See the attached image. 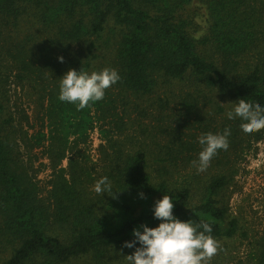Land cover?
Segmentation results:
<instances>
[{"label":"trees","instance_id":"16d2710c","mask_svg":"<svg viewBox=\"0 0 264 264\" xmlns=\"http://www.w3.org/2000/svg\"><path fill=\"white\" fill-rule=\"evenodd\" d=\"M106 67L121 79L102 100H59L69 69ZM239 99L264 107V0H0V264H125L165 194L178 219L232 238L236 164L264 139L227 117ZM95 127L96 165L79 147ZM225 128L228 149L198 172V137ZM101 177L111 193L94 191Z\"/></svg>","mask_w":264,"mask_h":264},{"label":"clouds","instance_id":"9594fccd","mask_svg":"<svg viewBox=\"0 0 264 264\" xmlns=\"http://www.w3.org/2000/svg\"><path fill=\"white\" fill-rule=\"evenodd\" d=\"M60 59L63 60L62 57ZM120 79L116 69L107 67L91 74L69 69L61 78L58 98L60 101L76 104L79 111L88 107L90 102L102 100L105 90ZM226 115L229 119L239 118L242 121L240 128L246 134L264 130V107L259 103L253 104L239 99ZM230 134V129L225 128L222 134L209 132L198 137L202 150L199 152L198 163L193 162L198 172L209 167L218 150L228 149L227 138ZM94 191L97 194L111 193L112 184L107 177H101L96 181ZM173 209V199L165 194L154 205V217L161 221L159 225L149 227L141 224L133 229L135 239L126 241L123 245L128 248L135 247L132 254L126 255L129 264H210L220 249L219 242L211 235V225L203 220L198 224L191 220H180L173 214ZM201 228L203 230L199 231ZM137 241L139 247L135 246Z\"/></svg>","mask_w":264,"mask_h":264},{"label":"rangeland","instance_id":"374dc122","mask_svg":"<svg viewBox=\"0 0 264 264\" xmlns=\"http://www.w3.org/2000/svg\"><path fill=\"white\" fill-rule=\"evenodd\" d=\"M24 105L27 106V103ZM102 144L103 140L95 127L89 132L87 142L79 147L91 164L96 165ZM71 154L68 153L61 161V167H66L72 158ZM35 155L39 158L33 163V168L38 169L35 179L44 194L51 170L38 150ZM236 168L229 190L228 206L231 215L238 220L239 231L232 238L218 240L220 249L210 264H256L259 251L264 245V139L250 142ZM240 232L245 235L242 236Z\"/></svg>","mask_w":264,"mask_h":264}]
</instances>
